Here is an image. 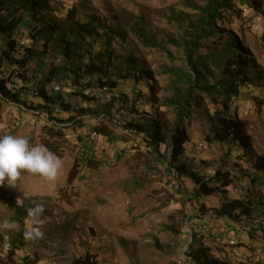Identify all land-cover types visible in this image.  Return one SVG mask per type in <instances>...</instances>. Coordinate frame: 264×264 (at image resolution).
<instances>
[{"label": "rangeland", "instance_id": "1", "mask_svg": "<svg viewBox=\"0 0 264 264\" xmlns=\"http://www.w3.org/2000/svg\"><path fill=\"white\" fill-rule=\"evenodd\" d=\"M253 1L259 4L256 9L249 4ZM50 2V17L62 31L70 30L73 25L71 12L76 10L81 23L97 16L110 33H118L111 34L115 38L111 43L105 36L100 38L95 52L110 44L115 49L117 59L109 71L110 79L119 84L115 92L126 94L131 103L120 105L113 123L107 124L113 132L112 139H107L93 134L95 128L106 121L103 110L111 99L110 89L97 85V76L87 78L93 87L83 91L85 96L99 99L91 103L82 96H75L81 89L73 86L71 74L55 80L47 88L54 92L53 95L61 96L64 104L70 105L68 113L48 105L54 110V116L63 120L78 117L76 111L80 108L99 112V117L81 116L79 124L57 126L34 110L0 98V135L24 136L30 145H44L48 141L63 161L55 181L25 171L14 186L7 182L0 185V264H75L86 259L95 260L96 264H193L190 246L209 248L212 256L225 262L251 260L253 264H264V172L255 170L254 161L240 159L236 145L230 147L228 142L207 141L210 135L208 112L223 109L222 101L217 106L205 93L197 92L201 105L193 106L189 120H185L190 139L185 144V160L191 172L204 177L205 181L212 180L217 172H229L236 177L231 186H218L220 191L210 197H194V190L199 186L190 175L182 177L174 173L176 175L172 176L167 169L171 161L163 163L149 152L143 135L140 136L133 127L143 124L146 119H155L157 113L165 115L167 122H174L173 109L164 104L165 99L173 95L170 71L186 70L183 46L166 44L173 61L167 52L146 46L136 30L144 28L159 42L182 39L185 34H191L189 22L200 17L194 7H204L206 0ZM235 5L242 11L241 16L227 11L223 14L224 22L218 21L214 25L224 30L226 40L229 37L236 40V51L247 61L250 87L232 102L229 115L237 113L246 123L256 154L260 156L264 155V0H236ZM173 13L185 19L183 24L172 17ZM23 31L19 32L20 47L27 43L31 46V31L25 24ZM219 39V34L205 38L203 47L217 46L221 44ZM42 43L39 42L38 47L42 48ZM21 52L14 55L20 57ZM130 57L139 61L140 69L155 77L154 94L151 90L154 83L147 78L137 83L135 79L124 81L125 63ZM63 62L53 45L43 67L36 60L30 64L29 78L34 83L30 87L36 86L51 69L49 63L61 67ZM13 69L9 68L4 78ZM224 69L222 65L216 66V76L220 77ZM13 77L18 88L12 90L26 87L15 73ZM135 93L142 96L135 105L138 113L132 102L138 100ZM28 101L34 106L41 103L32 95ZM51 127L53 135L48 136L47 130ZM79 135L89 136L85 145L95 150L101 166L97 165V169L83 167L78 178L69 184V174L85 147L78 140ZM165 152L166 146L160 147V153ZM166 156L171 158L169 151ZM209 187H213L212 182ZM177 190L181 192L177 193ZM182 194L194 201L183 200ZM227 200L246 204L254 200L252 217L233 221L222 216L220 208L230 203ZM34 201L42 202L45 207L43 215L37 218L43 221L44 235L39 239H26L24 232L36 224V219L27 217V209ZM200 207H204L202 213ZM17 210L20 216H17ZM191 210L193 215L196 210L200 216L189 222ZM194 234L197 244H193Z\"/></svg>", "mask_w": 264, "mask_h": 264}, {"label": "trees", "instance_id": "2", "mask_svg": "<svg viewBox=\"0 0 264 264\" xmlns=\"http://www.w3.org/2000/svg\"><path fill=\"white\" fill-rule=\"evenodd\" d=\"M235 1L206 0L204 7L195 6L194 8L200 12V17L195 22H189L188 27L191 34H185L179 40L171 38L159 42L154 40L144 28L136 30V33L146 46L167 52L173 61L174 57L166 44L169 42L184 48L186 70L170 71L173 95L166 98L164 102L165 106L173 109L176 119L173 123L167 122L164 118L165 115L157 113L155 119H146L143 124H137L133 127L138 130L137 132L140 136L143 135V142L147 145L149 152L153 153L158 160H162L163 163L171 161L170 167L167 169L172 176L176 175L174 173L180 174L182 177L190 175L199 186L197 190H194V197H210L220 191V186L229 187L236 181V177H233L229 172H217L212 180L205 181L204 177L191 172V167L185 160V144L190 141L185 129V120H189L193 106L198 107L201 105V98L196 96L197 92L205 93L215 105L219 106L221 101L223 105L221 110L217 109L212 113L208 112L207 119L210 124V135L207 137V141L210 143L214 141L220 143L228 142L230 147L236 145L240 150V159L242 158L249 162L254 161L253 167L255 170L264 172V155L258 156L256 154L253 139L248 133L246 123L239 118L237 113L233 116L229 115L232 102L250 87L251 82L246 72L248 68L247 61L236 51V40L233 37H229L226 40L223 33L224 30H219L214 25L218 21L224 22L223 14L227 11L241 16L242 11L236 9ZM249 4L255 9L259 7V4L255 1ZM51 13L50 0H0V75L3 76L0 78V98L3 101L16 103L25 109L34 110L39 114L38 116L44 119L49 118L57 126L67 125V123L79 124L81 116L92 115L99 117V112L95 109L80 108L76 111V114L80 115L78 117H70L63 120L58 116H54V110L52 111L48 105H51V107L56 106L57 110L60 109L61 112L64 111L66 113L70 111V105L64 104L61 96L53 95L54 92H50L47 88L55 80L71 74L73 86L81 89L75 96H82L88 103H91L99 99L96 96L87 97L83 94V91L93 87L91 83L87 82V78L97 76V85L109 88L111 99L103 110L106 115L104 117L106 121L104 122L103 120V124L98 125L93 134L98 137L112 139L113 132L109 130L110 127L107 124L113 123V118L120 110V105L128 106L131 101L126 94L115 92L119 84L110 79L109 71L113 68V63L117 59L115 49L110 44L104 49L101 47L99 51L95 52V50H97L100 38L105 36L108 42L111 43V41H115L112 35L115 36L118 33H110L97 16H93L89 21L81 23L77 19L76 10L71 12L73 25L70 30L62 31L59 26L53 23L50 17ZM172 17L181 23L185 20L174 13ZM23 24L26 25L28 31H31L29 34L31 46L27 43V46L20 47L19 32L23 31ZM218 34L220 38L218 41H221V44L214 47H203L205 38L216 37ZM41 41H43L42 48L38 47V43ZM181 42H183V45H181ZM53 45H55L63 58V66L57 67L49 63L51 69H48L46 75L38 81L36 86L30 87L34 84L29 78L30 64L36 60L43 67L44 60L49 57L50 49H52ZM21 49H23L22 52L20 51ZM20 52V57L14 55ZM138 62L134 57L128 58L125 63L123 79L124 81L135 79L137 83L147 78L154 83L151 87L154 94V87L157 86L156 79L151 72L140 69ZM220 65L225 69L223 73H220L221 76L217 77L215 69L216 66ZM5 68L6 71H2ZM9 68L14 69L7 78H4L5 72H8ZM14 73L17 79L25 83L26 87L12 90L7 86L13 80ZM211 80H214V82ZM31 95L40 99L41 103L37 106H34L31 102L28 103ZM135 97L138 100H132V102L134 103L135 113H138L135 105L142 96L135 93ZM52 128L47 130L48 136L53 135ZM88 137L79 135L78 140L85 145V139ZM44 146L57 154L55 147L50 142H45ZM86 146L79 158L76 159L73 170L69 174V184H72L78 178L83 167L97 169V165L101 166V162L97 161L95 150ZM162 146H166V152L169 151L171 158H167L166 152L164 154L160 153V147ZM210 182H212L213 187H209ZM176 187L174 188L177 189ZM180 192V190H177V193ZM181 196L183 200L194 201V198H188L183 194ZM253 202L254 200L251 203ZM251 203L246 204L235 200L224 204L220 208V213L222 216H228L233 221H237L241 217L250 219L254 213ZM203 209L204 207H200V213L203 212ZM191 211V216L188 217L189 222L200 216L196 210L194 211L195 215H193V210ZM17 216H20L19 210H17ZM195 235L193 244H197ZM189 249L191 250L190 257L193 264H253L251 260L235 263L225 262L218 257L212 256L210 249L205 247L194 249L193 246H190ZM96 263L97 261L90 262L88 259L75 262V264Z\"/></svg>", "mask_w": 264, "mask_h": 264}, {"label": "clouds", "instance_id": "3", "mask_svg": "<svg viewBox=\"0 0 264 264\" xmlns=\"http://www.w3.org/2000/svg\"><path fill=\"white\" fill-rule=\"evenodd\" d=\"M62 159L42 144L30 145L28 138L20 135H0V185L7 182L14 186L21 172L40 175L47 181H55L62 169ZM45 211L42 202L34 201L27 209V217L36 219L35 226L24 232L26 239L42 238L41 217Z\"/></svg>", "mask_w": 264, "mask_h": 264}, {"label": "bare ground", "instance_id": "4", "mask_svg": "<svg viewBox=\"0 0 264 264\" xmlns=\"http://www.w3.org/2000/svg\"><path fill=\"white\" fill-rule=\"evenodd\" d=\"M23 44V43H22ZM7 86L10 88V89H17L18 88V85L14 82V81H11L7 84Z\"/></svg>", "mask_w": 264, "mask_h": 264}, {"label": "built area", "instance_id": "5", "mask_svg": "<svg viewBox=\"0 0 264 264\" xmlns=\"http://www.w3.org/2000/svg\"><path fill=\"white\" fill-rule=\"evenodd\" d=\"M25 43H26V42H25V40H24V41H23V45H24ZM14 109H15V110H19L20 108H15V107H14Z\"/></svg>", "mask_w": 264, "mask_h": 264}]
</instances>
